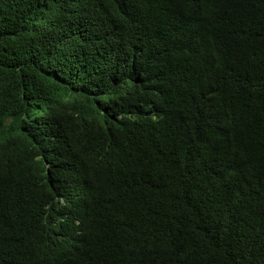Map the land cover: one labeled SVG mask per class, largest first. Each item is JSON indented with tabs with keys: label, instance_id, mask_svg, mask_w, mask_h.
<instances>
[{
	"label": "trees",
	"instance_id": "obj_1",
	"mask_svg": "<svg viewBox=\"0 0 264 264\" xmlns=\"http://www.w3.org/2000/svg\"><path fill=\"white\" fill-rule=\"evenodd\" d=\"M0 264H264V0H0Z\"/></svg>",
	"mask_w": 264,
	"mask_h": 264
}]
</instances>
